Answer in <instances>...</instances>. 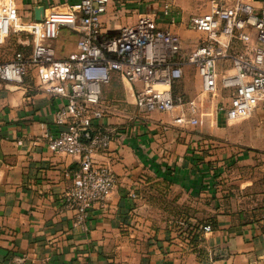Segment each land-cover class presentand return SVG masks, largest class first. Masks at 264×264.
Returning <instances> with one entry per match:
<instances>
[{"label": "crops", "instance_id": "1", "mask_svg": "<svg viewBox=\"0 0 264 264\" xmlns=\"http://www.w3.org/2000/svg\"><path fill=\"white\" fill-rule=\"evenodd\" d=\"M80 1L16 0V6L21 22L29 23ZM215 1L231 6L237 0H110L103 33L146 14L190 49L206 38L190 28L191 18L209 13ZM168 2L172 12L164 15ZM252 4L264 8V0ZM78 39L61 29L52 43L56 58L77 53ZM232 49L243 53L247 47L236 41ZM32 50L31 35L12 34L0 46V63ZM218 73L220 79L234 73L230 58L218 62ZM181 88L187 99L200 95L193 66L185 68ZM131 94L133 86L117 75L103 87L111 112L93 134L110 131L113 142L95 159L111 167L116 187L90 210L86 230L74 225L76 211L66 199L77 158L48 148L61 131L56 114L66 100L42 88L34 68L22 83L0 80V264H264V109L228 127L218 113L220 139L213 141L203 127L207 119L201 127H180L173 123L179 109L131 112ZM220 94L221 103L228 102L229 93ZM158 182L177 189L180 218L157 217L149 200ZM207 224L213 231H200Z\"/></svg>", "mask_w": 264, "mask_h": 264}, {"label": "built area", "instance_id": "2", "mask_svg": "<svg viewBox=\"0 0 264 264\" xmlns=\"http://www.w3.org/2000/svg\"><path fill=\"white\" fill-rule=\"evenodd\" d=\"M252 3L237 0L226 6L215 1L209 13L193 16L190 28L206 38L187 49L178 35L160 29L157 20L146 14L114 36L104 35L101 18L108 13L110 0H81L66 11L51 10L42 20L29 23L21 22L16 0H0V46L12 34L33 37L30 55L19 51L0 63V80L22 83L34 68L40 86L66 100L56 114L61 131L49 138L48 148L77 158L73 184L66 193L76 211V227L88 230L90 210L107 202L116 187L111 167L95 159L109 149L113 134H93L96 123L111 112L103 87L114 76L133 86L140 112L171 114L179 109L173 119L177 126H203L210 115L202 107L207 97L213 103L223 91L229 93L228 102L220 103L218 112L228 121H244L264 109V8L257 11ZM163 12L170 15L172 4L165 3ZM63 28L78 33V51L58 60L52 43ZM236 41L246 45V52L232 49ZM227 58L234 73L220 81L218 62ZM187 66H193L202 81L200 95L192 100L181 88ZM200 231L210 233L213 228L207 224Z\"/></svg>", "mask_w": 264, "mask_h": 264}, {"label": "rangeland", "instance_id": "3", "mask_svg": "<svg viewBox=\"0 0 264 264\" xmlns=\"http://www.w3.org/2000/svg\"><path fill=\"white\" fill-rule=\"evenodd\" d=\"M221 81V79H220ZM222 95H220L217 98H215V101L212 103L210 101V98L207 97V103H205L202 107L203 110L206 113H209L210 115L207 117V124H205V126H203L204 128H207V131L210 132L209 137L215 141V140H219L220 137L219 133L215 132V129H217V127L219 128V124H218V119H220V116L218 115L219 108H220V103L222 100ZM131 99L130 101L127 100L129 103H127L130 107L131 112H135L139 110L136 108L135 106V100H134V96L131 94ZM152 113H158V112H152ZM161 114V113H160ZM228 120L224 119V124L225 127L229 126L226 125L228 124ZM236 122H240V121H236ZM182 127V126H180ZM184 127H198V126H184ZM201 127V126H200ZM155 188H154V195H151L153 197L152 200H149L150 202L154 203V207L155 209L158 211V215L157 217L160 218L162 221H168L169 219H176V218H180L181 217V212L180 210L183 208L182 205V198L179 199L178 197H175V194H177V189L173 188L170 184L166 183V182H158L155 184ZM180 202V203H179ZM180 215V216H179Z\"/></svg>", "mask_w": 264, "mask_h": 264}, {"label": "trees", "instance_id": "4", "mask_svg": "<svg viewBox=\"0 0 264 264\" xmlns=\"http://www.w3.org/2000/svg\"><path fill=\"white\" fill-rule=\"evenodd\" d=\"M118 32H114V33H110V34H108L107 36H114L115 34H117Z\"/></svg>", "mask_w": 264, "mask_h": 264}]
</instances>
